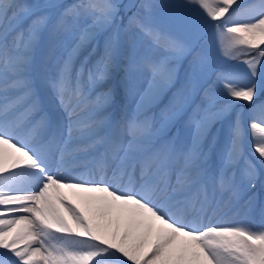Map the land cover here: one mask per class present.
I'll use <instances>...</instances> for the list:
<instances>
[{"label":"snow or ice","instance_id":"1","mask_svg":"<svg viewBox=\"0 0 264 264\" xmlns=\"http://www.w3.org/2000/svg\"><path fill=\"white\" fill-rule=\"evenodd\" d=\"M156 7L148 2L121 4L115 0L0 2V56L4 59L0 93L8 101L0 113V249L4 250L0 255L8 257V264H106L109 258L115 264H264V206L261 224L256 227L249 220L253 196L246 201L245 222L239 225L209 222L192 227L180 216L189 210L199 213L221 205L215 190L207 191L206 184L213 178L205 167L209 153L201 149L219 118L242 107L249 111V128L264 133V100L260 99L264 93V0L248 4L242 0H186L169 6L198 9L213 22L211 37L202 30L178 34L161 28L153 19ZM12 8L18 11L9 17ZM127 13L131 14L127 15L125 30L133 26L139 29L146 47L141 50L137 41H131L119 71L110 72L116 37L104 40L103 55L97 62L102 65L100 75L94 77L90 70L89 80L94 83L97 78L111 77L112 83L82 115L85 109L81 101L70 105L63 98L72 60L85 44H91L95 52L101 34ZM20 14L33 18L28 41L10 56L7 35L17 26L12 22L22 19ZM241 15L244 19L236 18ZM45 30L50 37L61 32L72 35L59 74L60 103L68 116L67 135L49 139L42 127L43 118L31 129L32 135L49 148L52 160L22 143L8 128L16 106L33 95L31 52L38 41L43 44L41 33ZM225 32L230 38L218 43ZM240 56L248 57L240 61L247 67L244 83L232 78L235 73L218 66L220 60ZM214 81L218 89L212 87ZM52 83L57 87V82ZM178 83L181 88L173 93V100L183 92L185 99L198 96L202 103L188 106L187 124L194 126V131L191 146L183 153L184 180L173 185L168 179L177 156L172 142L160 136L154 114L138 121L124 102L133 92L138 96V107L146 99L155 102ZM10 90L18 94L10 97ZM175 115L180 116V111ZM251 144L248 154L242 144L241 113L237 112L219 178L221 192L227 190L237 203L243 193L256 187L257 173L264 174V135L258 140L253 136ZM57 154L62 167L109 170L113 177H127L129 185H140V190H122L103 176L56 174L52 163ZM240 160L243 169L236 168ZM64 189L90 205L92 214ZM193 190L194 196L190 195Z\"/></svg>","mask_w":264,"mask_h":264},{"label":"rangeland","instance_id":"2","mask_svg":"<svg viewBox=\"0 0 264 264\" xmlns=\"http://www.w3.org/2000/svg\"><path fill=\"white\" fill-rule=\"evenodd\" d=\"M27 1V2H26ZM137 1V2H136ZM135 0L136 4L142 3V2H148L157 5L158 7L154 8L152 10L153 12V19L154 21L160 25L161 28L165 30H171L173 32H176L178 34H186L190 31L195 30H202L207 37H211L213 35L214 29L212 27V21H209L207 17L203 15V13L199 12L198 9L195 8H175V7H169L170 5H177V4H183L186 2V0ZM0 2H3V0H0ZM74 2V0H23L21 3H28V4H46V3H63V4H69ZM117 3L121 4H128L130 3V0H115ZM131 2H134V0H131ZM251 3L252 0H242V3ZM18 11L17 8H12L8 11V16H12V12ZM135 11V9H134ZM131 13H127V15H130ZM22 19L18 21H13L12 23L16 24L15 27L16 30H10L7 35V42H9V45L11 47V50L13 52L17 53L18 46L23 47L27 41H28V29L32 22V17L23 18V14H20ZM127 15L124 16V22L120 20V18H117V23L113 24L110 29L106 30L101 34L100 43L102 46L99 45L97 50L95 52H92V45L91 44H85L81 47L80 51L77 53V55L73 58L72 62L75 61V68H78V72H75L74 77H68L72 79V85L77 87L76 82L81 78L80 82L85 83L81 86L79 83V89L82 90L84 94L87 95L88 102L85 105V110L82 115H86L88 110H91L93 107L94 102L97 99V95L104 93L108 90L110 84L112 83L111 77L108 79H95V82H91L89 80V71L91 70L94 77H99V74L97 73L100 68H102V65L98 64L97 62L100 60V57L103 55L104 51V38L106 39L108 36L112 35V32L117 28L118 30L121 29L124 25H127ZM237 19H244V17L238 16ZM26 21V23L21 24L20 21ZM9 22L6 21L5 24H8ZM21 24V25H20ZM230 25H224L226 28ZM124 26V30H125ZM218 31V30H217ZM0 32H2V28H0ZM126 37L129 41V44L131 41H137L139 43V46L141 50H144L147 44L146 40H143L140 37L139 29H137L135 26L128 28L125 30ZM10 34V35H9ZM41 39L43 40V44L41 45L39 41L37 42V45L32 48V65L30 67V77L35 73L34 68L38 66V71L41 73L42 69L44 70L43 66L40 64L49 63L51 67H48V74L49 79L52 81L57 82V87H54L55 93L58 95H53V98L55 100V104L59 106L60 110L61 103L58 98H60L61 93L59 90V78L58 74L60 72L61 66H62V60L65 57L66 54V48L71 43L72 35L68 33H57L54 37H50V34L48 31H42L41 33ZM23 38V39H22ZM230 37L225 32L222 37H218V43L221 40H227ZM19 41V42H16ZM22 40V42L20 41ZM116 54L113 57L112 61V69H110V72H118L121 66V60L122 57L125 55V43L122 39L119 37L116 38ZM222 47V44H221ZM92 53L90 56L89 53ZM85 57H88V59L85 61ZM248 57L246 56H240L239 59L230 58L226 60H220L218 63V66L221 70L228 72V73H235V75L232 77L234 80H236L238 83H244L246 82V72L247 67L245 64L241 63V60H246ZM36 63V64H35ZM83 65V69L81 70ZM35 66V67H34ZM4 65L0 66V71H3ZM86 70V75L83 76V71ZM79 74V75H78ZM182 76V73H181ZM81 83V84H82ZM182 83V80H181ZM181 83H178L175 88H172L171 91L168 93L167 98L164 100V102L160 105V107L154 112H149L147 115H152V113L155 115V126L157 128L161 126H167L166 130L171 129L169 137L164 138L163 140L168 141L170 140L172 142L173 148L175 149L177 156L172 164V167L169 172L168 179L173 185L177 184L178 176L180 177V182H183L184 177L180 174L181 170L185 166V161L183 158V153L187 150V142L189 139L191 140L192 132L194 131V126L189 127L187 124V110L188 106L192 105L195 106L196 104L202 103L201 98L198 96H192L185 99V94L181 92L180 95L177 96L175 100L172 99L173 93L176 92L178 89L181 88ZM213 88H219V84H216L214 81L212 84ZM50 88L52 90V87L50 85ZM50 90V93H53ZM223 91L222 89H220ZM80 93V92H79ZM166 93V94H167ZM18 93L10 90L9 96L17 95ZM166 94L161 96L160 99H162ZM74 91H68L65 93L63 91V98L65 102L70 103L71 99H73ZM32 97V96H31ZM80 97V96H79ZM83 97V95H81ZM137 97L135 92L128 95L125 98V108L130 114H136V110L138 108V104L133 107L134 100ZM264 97V93L261 94L260 99ZM30 97H27L23 103H21L18 106H22L25 104L26 101L29 100ZM48 98V97H47ZM159 99V100H160ZM3 100V99H2ZM84 100V99H81ZM138 101V100H137ZM158 101V100H157ZM157 101L153 102L150 99H146L143 103V105L140 106L143 111L147 110L151 106L154 105ZM29 102H27L28 104ZM53 103V102H50ZM35 104V103H34ZM43 105L48 106L47 101H43ZM26 108L21 112H17L16 115H18V125L19 127L25 123L26 116L28 120H33V116L37 114V112H34L37 110V108H33L32 112H27L25 115V111L30 108L28 105H25ZM43 107V106H42ZM53 109V108H52ZM4 108L2 109V111ZM18 110V107H16V111ZM60 112L58 114V118H56V125L62 126L63 131H66L67 128V121L68 116L67 114H63V112H67L63 110V112ZM180 111L181 115L176 116L175 113L177 111ZM53 111V110H52ZM58 111V109H57ZM247 111V113L245 112ZM237 112L241 113V126H242V144L244 146V149L246 153L251 154L250 149L252 147L251 141L253 139V136L258 140L264 133H261L259 130H251L249 128L250 123V114L247 109H244L242 107H235L233 110H229L224 116L219 118L214 125L209 129V138L205 141V143L202 145L201 149L205 152L209 153L208 160L205 163V167L209 169V175L213 178L211 181L207 182L206 188L209 193H211L213 190H215L216 196H220L222 194V197H219L221 201V205L219 208H209L205 210L203 216H200L199 213H194L191 210L188 212H183V215L181 216L182 219H184L185 222H201L203 218H207V221H210L214 219L213 224H223L225 226H235L239 225L244 221L245 213L247 210L246 201L248 200L249 196H253V212L251 216L249 217V220L254 224L256 227H259L261 223V207L264 206V174L257 173V176L255 178V185L256 187L254 189L248 190L245 193L241 195V199L239 202H234L231 199V194L225 190L221 192L220 189V168L222 167V161L227 156V151L230 146V137L232 133V126L233 122L236 120ZM1 113V112H0ZM246 113V114H245ZM48 114V113H47ZM46 113L42 114L41 118L45 120ZM63 116V117H62ZM145 116H136L138 121H143ZM61 119L63 120V125L61 122ZM3 120L2 117H0V121ZM169 121V123H168ZM176 123L172 126V123ZM45 123V122H44ZM163 123V125H161ZM15 125V126H16ZM26 126L23 124V127ZM163 126V127H164ZM23 127H20L18 130L19 134ZM14 129V128H13ZM16 130V129H15ZM59 136H60V130H59ZM58 135H54V137H57ZM62 137V136H61ZM214 138V142H213ZM36 141V139L34 140ZM187 141V142H185ZM185 142V143H184ZM209 142H211V146L209 147ZM216 144L215 147H213ZM49 148H47L48 150ZM217 160L218 163L215 162ZM243 162V160H241ZM221 163V164H220ZM217 164V165H216ZM244 167V164L243 166ZM231 172V169H229V174ZM172 174V176H170ZM173 178V179H172ZM175 178V180H174ZM177 179V180H176ZM246 182V181H245ZM67 194V193H65ZM195 190L190 193V195H195ZM226 194V195H225ZM68 195V194H67ZM73 195V194H72ZM75 197V196H74ZM77 200L84 202L83 200H80L79 198L75 197ZM223 198V199H222ZM76 201V200H75ZM80 206L81 204L76 201ZM85 203V202H84ZM158 203H163L167 205L169 202L167 201H158ZM237 209H235V212L229 215H225V210L228 208H231L235 206ZM227 204V205H226ZM87 207H91L88 204H84ZM196 207L198 208L199 205L197 204ZM92 208V207H91ZM240 212V213H239ZM182 214V213H181ZM224 215V216H223ZM222 216V218H221ZM241 216V217H240ZM217 218H219L217 220ZM221 218V220H220ZM203 222L202 224H204ZM209 223V222H207ZM199 227V226H198ZM4 250L0 249V253H2ZM0 261L3 262V264H8V257L4 255H0ZM106 264H115V261L111 258L108 259Z\"/></svg>","mask_w":264,"mask_h":264},{"label":"bare ground","instance_id":"3","mask_svg":"<svg viewBox=\"0 0 264 264\" xmlns=\"http://www.w3.org/2000/svg\"><path fill=\"white\" fill-rule=\"evenodd\" d=\"M9 48V47H8ZM9 55L11 56V55H13V53H12V51L10 50V48H9ZM1 65H4V59H3V57L1 56V58H0V66ZM3 96V93H0V101H1V99L3 98L2 97ZM80 96V95H79ZM78 96V97H79ZM81 98L83 99V97H80V98H78V99H76L75 97L73 98V100H72V102H70L69 104L70 105H76L77 104V102L78 101H81V102H83V100H81ZM72 103V104H71ZM3 104H5V103H3ZM6 105V104H5ZM5 105H3V106H0V112L2 113L3 111H2V109L4 108V106ZM82 105H83V103H82ZM64 108V107H63ZM18 118V115H16L15 114V117H10V119H9V121H8V128L9 129H12L11 127H13V126H15L17 123H18V120L19 119H17ZM3 121V120H2ZM1 121V122H2ZM57 126H58V124H57ZM20 127H23V124L20 126ZM19 127V128H20ZM26 127L27 126H24L23 128H22V130H21V132L19 133V134H16V136H17V138H19L20 140H21V142L22 143H25L23 140H22V138H24V137H27L28 136V132H27V134L26 135H23V133H25V131H26ZM14 128V127H13ZM18 128V129H19ZM66 131H64V135L63 136H66L67 135V128L65 129ZM62 136V137H63ZM59 137H61V136H59ZM42 146V145H41ZM40 147V146H39ZM33 150L34 151H37V152H42V153H44L46 156H48V158L50 159V160H52L53 159V157H52V155H51V153H49L47 150L45 151L44 150V148L43 149H40V150H38V148H33ZM58 160H59V156H58V154L56 155V157H55V159L53 160V163H52V171L54 172V173H56V174H63V175H65V176H73V177H77V178H90V177H86L85 175H83V174H81V172L80 173H78L79 172V170H75V169H73V170H70L69 168L70 167H68L67 165H65V166H60L59 165V163H58ZM66 168V169H65ZM66 170V172H63L62 170ZM88 170L91 172V173H104V175H103V177H105V178H107V174H108V172H109V170H105L104 172H101L99 169H97V168H93V167H88ZM181 174V173H180ZM102 177V176H101ZM101 177H99V176H94V177H91V178H95V179H100ZM129 189V188H128ZM125 190H127V189H125ZM65 193H67L68 194V196L70 197V198H73L74 200H76V201H78L80 204H81V207L82 208H84L85 209V211L88 213V214H92V212L94 211V209L93 208H91V207H87V206H85L84 204V202H82V201H79V200H77L75 197H74V195H72L73 194V192H72V190H68V189H64L63 190ZM226 195V194H225ZM227 205V204H226ZM236 207V203H235V206H233V207H231V208H228V209H226L225 210V215H229V214H232L233 212H235V209H237V208H235ZM199 208V207H198ZM209 211L211 210V209H208ZM254 211V210H253ZM205 212V211H204ZM204 212H200V216H203V214H204ZM240 213V212H239ZM183 215V212H182V214H180V216H182ZM224 216V215H223ZM207 217V216H206ZM203 218V220L201 221V222H198V221H196V222H188L189 223V225L190 226H192V227H198V226H200L203 222H205V223H207V222H213L214 221V219L216 218H214L213 220H211L210 219V221H207V218ZM241 217V216H240ZM221 218H222V216H221ZM221 218H220V220H221ZM219 218H217V220H218ZM261 224V223H260Z\"/></svg>","mask_w":264,"mask_h":264}]
</instances>
